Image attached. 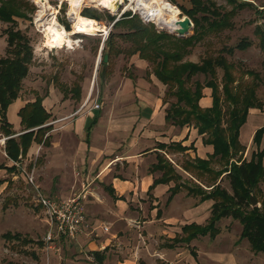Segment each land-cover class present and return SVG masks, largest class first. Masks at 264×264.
Segmentation results:
<instances>
[{
  "label": "trees",
  "instance_id": "obj_1",
  "mask_svg": "<svg viewBox=\"0 0 264 264\" xmlns=\"http://www.w3.org/2000/svg\"><path fill=\"white\" fill-rule=\"evenodd\" d=\"M172 4L176 0H168ZM191 9L180 8L188 15L193 24V34L182 38L164 31H157L154 25L142 24L135 14L124 12L115 20L107 13L112 31L103 43L102 52L108 54L107 62H101L104 69L111 66L110 58L122 53L117 45L116 38H122L131 43L129 55L138 54L140 59L152 64V74L165 87L163 102L167 103L165 122L174 126L183 127L192 125L199 135H203V143L211 145L213 152L206 159L194 157L183 161L181 167L198 180H206L209 189H204L194 183L186 186L189 195L197 196L199 201L212 200L209 218L203 225L190 223L181 227V234H177L172 242L188 245L199 236L208 235L214 238L219 233L217 223L223 218L237 220L241 225L240 238L246 239L253 253H264V190L260 184L264 183V145L260 150L251 153L247 161L242 158L244 146L240 143V128L245 124L249 110L261 108L262 102L257 96V88L264 80L251 70H244L240 77L249 76L251 81L238 80L235 77L236 67L229 62L223 53L216 56H207L198 63L184 61V57L197 41L206 33H219L231 30L235 24L233 18L238 11L245 7H252L256 15L261 11L251 2L245 0H225L231 9L220 11L211 0H189ZM22 3L18 0H0V21L8 26L3 31L6 46L3 55H0V116L2 130L5 135L11 136V125L5 118L8 106L18 98L23 79L28 75L33 62V49L29 37L17 28L15 18L26 19L22 11ZM81 14L85 17L98 19L99 16L92 8H84ZM69 29V25H65ZM117 28L126 31L115 32ZM255 34L258 38L259 48L264 52V28L256 25ZM251 46L248 39L240 40L235 48L245 50ZM233 53L234 48L224 47L223 52ZM222 70L220 81L217 69ZM111 69V68H110ZM111 73V71H109ZM204 75V83L193 80L195 76ZM210 89L211 105L203 108L199 100L203 97V89ZM73 96L80 100L81 86L75 83ZM65 94V92H64ZM170 98L174 99L170 101ZM22 133L16 138L10 137L5 141L6 156L13 161H19L26 155L32 143L49 145L50 138L45 135L49 129L44 124L49 120L50 114L42 106V98L36 95L35 100L26 103L18 111ZM95 123V119L90 126ZM264 136V127L255 130L252 141L260 145ZM160 149L172 148L184 152L191 148L183 147L180 143L170 145L158 144ZM157 163L152 165L153 171H161L162 176L155 179L153 185L177 180L180 177L173 165L162 155L158 154ZM217 164L219 169H214ZM11 170V167H3ZM218 178L227 179L230 191L223 188ZM204 181V182H206ZM179 190L175 184L169 197ZM253 197L260 204L251 205ZM6 206L4 205V208ZM5 240H18L20 233L2 234ZM23 244L32 242L31 239H21ZM172 245H168L171 247ZM105 248L104 250H106ZM96 262L103 263L105 256L99 251L90 253Z\"/></svg>",
  "mask_w": 264,
  "mask_h": 264
},
{
  "label": "crops",
  "instance_id": "obj_2",
  "mask_svg": "<svg viewBox=\"0 0 264 264\" xmlns=\"http://www.w3.org/2000/svg\"><path fill=\"white\" fill-rule=\"evenodd\" d=\"M30 72L31 66L22 87ZM148 80L153 86L164 88L153 74ZM128 83L129 91L118 88L112 94L105 92L97 101L100 109H92V102L83 104L89 95L84 93L83 87L80 100H76L71 93H60L56 94V101L49 103V94L41 96L42 106L50 114L44 124L49 127L45 133L50 138L49 145L32 143L21 158L36 154L37 150L42 152L36 183L45 195L56 197L57 193L67 196L72 192L68 195L71 197L81 194L85 215L81 232L75 239L57 237L55 240H61L65 245L73 242L78 252H82L83 247L90 253L103 252L105 259L101 264H111L107 249L104 250L110 246L111 240L119 244L122 239H173L181 234L183 225L205 224L213 204L212 200L200 202L197 196L187 193L185 187L192 186L187 180L192 179L201 187H207L181 167L183 161L194 157L206 159L213 152L212 146L203 143V135H199L192 125L178 127L165 122L168 104L162 100L164 89L163 92H154L134 86L130 81ZM124 85L127 86L126 82ZM22 92L21 89L18 98L8 107L13 117H8V123L12 125L11 137L15 138L22 133L20 119L15 118L16 111L36 97L25 99ZM199 105L203 108L211 105L210 92H204ZM255 110H249L245 122L252 117L256 119L247 131L246 142L239 136L243 146L252 145L255 130L264 127V114ZM94 119L95 123L90 126ZM262 142L263 147L264 138ZM160 143H180L191 148L184 152L172 148L160 149ZM253 150L251 153L257 151ZM157 153L173 165L180 179L157 183L149 190L154 180L162 176L161 171L151 168L157 163ZM242 158L249 160L246 155ZM8 160L3 167L21 162ZM4 170L7 169L0 168V171ZM175 184L179 190L169 197ZM102 226H108V231L104 232ZM133 227L140 231L137 236ZM201 238L203 236L195 239ZM38 245L43 247L42 242ZM89 256L85 258L99 264L91 254Z\"/></svg>",
  "mask_w": 264,
  "mask_h": 264
},
{
  "label": "rangeland",
  "instance_id": "obj_3",
  "mask_svg": "<svg viewBox=\"0 0 264 264\" xmlns=\"http://www.w3.org/2000/svg\"><path fill=\"white\" fill-rule=\"evenodd\" d=\"M18 1L22 3V11L27 18H15L17 28L29 37L33 49L31 72L28 80L24 82L21 88L25 99L34 98L35 95L45 97L49 94L50 100L48 102L50 103L52 100L56 101V94L65 92V94L71 93L73 95V90L71 89L75 83H79L84 88L85 94L90 93L89 103H93L94 100H100L103 94L105 95V92L112 94L118 88L124 91L131 90L130 86H128L129 81L134 86H142L150 91L163 92V89L165 91V87L153 86L148 80L149 75L152 74V64L147 60L140 59L138 54H128L131 43L127 40L122 38L115 39V45L119 47L122 53L115 57L112 56L110 58L111 66L103 69L101 67L103 58V48L101 49V46L103 47L106 39L102 40L99 31L92 36L85 34L77 35L73 38L70 37L73 42L71 48L67 46L51 48L46 44L41 27L36 23L39 11L36 2L34 0ZM211 1L222 12L231 9V5L225 0ZM245 1H249L256 6L261 11V14L256 15L252 7H245L238 11L233 18L235 24L233 29L219 33H206L189 50L183 60L198 63L204 57L223 53L227 60L235 65L234 74L238 80L242 79L248 82L252 80L249 76L240 77L244 70L258 73L264 80V52L260 50L258 38L255 34L256 25L264 28V0ZM48 2L53 8L57 9L55 14L57 21L63 27L66 24L69 25L67 30L71 32V22L67 15L68 3L66 1L61 3L58 0H48ZM172 5L179 9L180 18L188 16L181 12L180 8L189 10L192 7L189 0H176V3ZM84 8L95 10L99 16L96 19L97 22L99 25L106 26V28L108 23H110L107 13L116 18L117 15L130 11L131 15L135 14L142 24L146 26L153 24L157 31L169 33L164 29L158 28L154 22L144 18L136 8L135 0H122V4L115 13L94 5H85ZM44 13L47 18H51L49 16L51 15V10H45ZM7 26V23L0 21V55H3L5 51L6 41L3 31ZM192 28L193 26L185 37L194 33ZM111 31L112 29L110 28L109 33ZM113 31L121 32L126 31V29L117 28ZM170 34L174 35L173 33ZM77 37L81 38L80 43L74 42ZM242 39H248L251 42V46L245 50L236 49L235 45ZM224 47L234 48L233 53L223 52ZM97 61H99L98 65H96ZM217 77L220 81L222 70L219 68L217 69ZM193 80H199L204 83L206 78L200 74L195 76ZM125 82L127 86L124 85ZM206 91L209 93L210 89L205 87L203 95ZM257 96L261 100L262 106L261 108H255V112L264 114V83H261L257 88ZM173 100V98H170L169 102ZM18 111L15 113V118H19ZM8 117L13 118L7 108L5 113L7 122ZM254 120L256 121L255 117H252L242 126L240 135L242 141L246 142L247 131ZM1 126L2 120L0 116V133L7 136ZM263 138L260 146L254 143L244 146L242 157L246 155V159H250L251 151L253 149L259 150L262 147ZM8 161L5 148L0 144V164L4 165ZM20 161V163H15L14 168L10 171H0V264H94L92 260L85 258L90 255V252L84 247H81L83 249L82 252H78L73 242L67 245L61 240H55L51 244L43 242L42 237L47 230L46 218L41 208L36 207L30 201L29 187L25 184L23 176L19 175L21 167L25 169L34 167L35 177L38 176L37 170L39 163L42 161V152L37 150L36 154L28 155L23 160L20 159ZM213 168L219 169L217 164L213 165ZM187 181L190 184L195 183L192 179ZM198 181L206 187L207 184L209 185L206 180H204L206 182L203 180ZM220 185L230 191L227 179L222 178ZM260 187L264 190V183H261ZM68 195L64 196L56 193V197L59 198H65ZM4 205L6 206L5 208ZM259 205L258 203L257 206ZM217 227L220 231L214 238L206 235L201 239L191 241L188 245L174 243L172 239H122L119 244L111 240L110 246L107 248V258L111 264H264V253H253L248 241L240 238L241 225L237 220L234 221L231 218L222 219L217 223ZM133 228L136 229L135 227ZM8 231L9 233H20L22 237L18 240H5L2 234ZM136 231L135 235L137 236L140 231L137 229ZM21 239H32V242L23 244L20 242ZM39 242L43 243V247L38 245ZM168 245L172 246L168 247ZM162 248L164 249L162 250Z\"/></svg>",
  "mask_w": 264,
  "mask_h": 264
},
{
  "label": "bare ground",
  "instance_id": "obj_4",
  "mask_svg": "<svg viewBox=\"0 0 264 264\" xmlns=\"http://www.w3.org/2000/svg\"><path fill=\"white\" fill-rule=\"evenodd\" d=\"M34 1L39 7L36 23L41 27L45 42L51 48H62L63 46L71 48L73 42L70 37L76 33L92 36L97 31H106L96 19L85 17L80 13L85 5H94L115 13L122 4V0H58L61 3L63 1L68 3L67 15L71 22L70 32L57 21L55 16L57 9L53 8L48 0ZM135 4L142 16L154 22L158 28L171 33L177 29L178 25L175 22L181 19L180 11L167 0H135ZM45 10H51V15H49L51 18L45 16Z\"/></svg>",
  "mask_w": 264,
  "mask_h": 264
},
{
  "label": "built area",
  "instance_id": "obj_5",
  "mask_svg": "<svg viewBox=\"0 0 264 264\" xmlns=\"http://www.w3.org/2000/svg\"><path fill=\"white\" fill-rule=\"evenodd\" d=\"M84 9L81 8L80 13ZM121 14L117 15L114 21H116ZM114 21L108 23V27L103 26L106 29L100 30L102 40L104 41L109 34V30L112 27ZM77 35L85 34H73L71 37ZM81 38H75V43H80ZM103 43V42H102ZM90 93L85 101L89 100ZM84 103V104H85ZM100 108L97 100H94L92 104V109ZM11 136H4L0 133V144L2 147L5 146V141ZM21 159V157L19 156ZM20 173L22 174L25 184L29 187L30 192V201L35 205L41 208L46 221H47V230L44 233L42 239L44 243L51 244L55 241L57 237H66L68 239H75L77 235L81 232V225L85 220L84 207L82 203L81 194H73L71 197L60 199L54 196L45 195L38 184L36 183L35 169L21 167ZM103 231H108L107 226H102Z\"/></svg>",
  "mask_w": 264,
  "mask_h": 264
},
{
  "label": "water",
  "instance_id": "obj_6",
  "mask_svg": "<svg viewBox=\"0 0 264 264\" xmlns=\"http://www.w3.org/2000/svg\"><path fill=\"white\" fill-rule=\"evenodd\" d=\"M176 25H178L177 29L174 30V35H176L177 37H185V35L189 32V30L191 29V27L193 26L190 18L188 16H183L181 19L177 20L176 22ZM171 33V32H169ZM101 49H102V46H101ZM107 59H108V54L107 53H104L103 54V58H102V61L104 63L107 62ZM99 61H97V64L98 65ZM251 200V205H258V202L256 201V199H254L253 197L250 198Z\"/></svg>",
  "mask_w": 264,
  "mask_h": 264
}]
</instances>
